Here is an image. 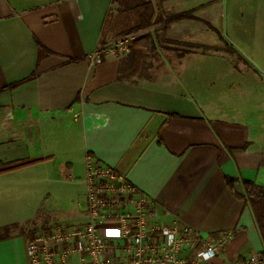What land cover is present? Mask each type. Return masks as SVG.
Listing matches in <instances>:
<instances>
[{"label": "crops", "instance_id": "1", "mask_svg": "<svg viewBox=\"0 0 264 264\" xmlns=\"http://www.w3.org/2000/svg\"><path fill=\"white\" fill-rule=\"evenodd\" d=\"M193 1L206 15L185 22L212 26L227 17L245 52L191 51L187 77L162 52L141 76L146 50L92 62L119 38L110 25L114 0H0V198L28 171L36 181L86 186L91 153L147 194L160 222L193 228L202 238L195 249L221 242L211 264L264 254L244 184L264 187V106L254 105L262 89L248 92L242 65L230 63L238 53L264 76V0ZM42 45L50 53L40 58ZM85 199L78 222L87 218ZM32 226L0 222L9 231L0 234V264H30Z\"/></svg>", "mask_w": 264, "mask_h": 264}, {"label": "built area", "instance_id": "2", "mask_svg": "<svg viewBox=\"0 0 264 264\" xmlns=\"http://www.w3.org/2000/svg\"><path fill=\"white\" fill-rule=\"evenodd\" d=\"M134 34L98 48L91 56L130 52ZM86 220L57 225L35 234L28 232L30 264H211L218 243L195 245L202 238L191 227L167 225L159 210L117 169L91 153L85 158ZM222 264H264L259 255Z\"/></svg>", "mask_w": 264, "mask_h": 264}, {"label": "rangeland", "instance_id": "3", "mask_svg": "<svg viewBox=\"0 0 264 264\" xmlns=\"http://www.w3.org/2000/svg\"><path fill=\"white\" fill-rule=\"evenodd\" d=\"M203 1L206 0H199L198 2ZM147 2L152 6L154 19L161 17L163 22H159L146 28L142 32L136 33L139 35L148 31L154 34L157 33V48L160 51H145L139 58V70L136 72L137 76L147 75L149 73L148 67L160 59L159 56L161 52L179 60L181 68L178 69L187 77H189L191 51L200 49L202 52H206L207 49L222 50L223 48H232L234 46L239 51L245 52V49L229 35L227 17L224 21L223 18L220 17L212 23V26H208L203 21L194 23L196 25L192 26L193 24H191V22L177 20L176 16L184 12H188L190 15H192V13L204 14L203 16L206 15L205 12L207 7L201 6L197 10H193V0H114L110 25L114 27V31L117 33L115 36L116 38H121L124 36L122 34L133 30V27L140 21L139 18L141 14L145 13L146 9L142 6H145L143 4ZM162 27L164 29H162ZM157 28H159V30L156 31L155 29ZM168 31L171 35L177 36L178 39L168 38L166 36ZM244 56L253 64L257 63V58H255V56ZM123 57L126 58L127 56ZM230 63H240L242 65L243 68L240 70L242 71L244 79H246L245 82L247 83L248 92L254 91L255 89H262L263 97H256L257 104L254 105L258 107L261 105L263 107L264 76H261L260 73L238 53L231 54ZM11 185H13V189H9V191L4 193V196L0 198V222L10 224L13 222L22 223L23 221H30V224L33 225L31 227L32 229L30 228V232L35 229V233L43 230L44 228L39 229L42 222L53 226L77 223L79 220L75 215V210H82L86 206L85 195L87 193V186H85L84 183L67 186L66 183L60 181L51 183L41 182V179L36 181L35 173L28 171V173L21 175L20 179L13 180ZM39 209L40 214L38 215V221L32 222V220L36 218ZM70 210L73 211L72 214L68 213ZM47 212L50 213L47 214ZM6 232L9 231L3 230L0 234Z\"/></svg>", "mask_w": 264, "mask_h": 264}, {"label": "trees", "instance_id": "4", "mask_svg": "<svg viewBox=\"0 0 264 264\" xmlns=\"http://www.w3.org/2000/svg\"><path fill=\"white\" fill-rule=\"evenodd\" d=\"M142 5V4H141ZM142 7H145V13L141 14L140 16V21L138 22V24L133 27V30L122 34V35H130V34H134L136 32H140L145 30L146 28H149L159 22H163L162 18L159 17L157 19H154V11L152 9V6L150 5L149 2L144 3ZM141 7V6H139ZM194 16L190 15L188 12H184L181 14H178L176 16L177 20H185V19H193ZM162 29H164L162 27ZM156 31L159 30V28L155 29ZM157 40H158V35L157 33L154 34L151 31L148 32H144L140 35H138L137 37H135L131 43H130V56H138L142 51L144 50H151V51H155L157 48ZM50 52L48 50V48H46L45 46H41L40 47V58L45 57L46 55H48ZM36 74H34L33 76H35ZM234 179L228 178V183L230 185H232L234 183ZM245 187H246V191H247V195L250 199V202L254 208L255 211V215H256V219L258 221L260 230H261V234L262 237L264 239V187L262 186H258L257 184H255L252 181L249 180H245L244 181ZM30 232V231H29ZM32 234H35L34 231H31ZM261 260L264 262V254L260 257Z\"/></svg>", "mask_w": 264, "mask_h": 264}]
</instances>
